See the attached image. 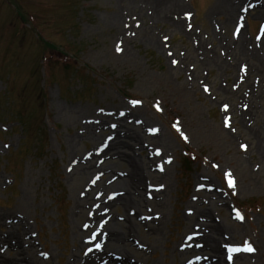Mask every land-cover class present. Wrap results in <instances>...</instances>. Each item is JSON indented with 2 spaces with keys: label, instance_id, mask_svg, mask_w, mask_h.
I'll return each instance as SVG.
<instances>
[{
  "label": "rangeland",
  "instance_id": "1",
  "mask_svg": "<svg viewBox=\"0 0 264 264\" xmlns=\"http://www.w3.org/2000/svg\"><path fill=\"white\" fill-rule=\"evenodd\" d=\"M133 1L0 0V215H25L39 259L68 264L74 254L85 256L89 247L73 240V194L83 199L100 175L80 181L74 155L89 160L90 152L108 145L107 135L117 130L116 120L105 121V130L95 129L93 140L84 133L86 121L92 125L98 116L115 112L122 118L131 112L126 123L132 117L151 120L143 135L152 137L147 130L155 125L165 144L152 152L164 167L155 172L164 178L156 187L166 220L158 237L147 238L144 227L136 232L152 246L144 263L191 260L193 256L184 263L173 259L172 251L193 232L184 218L195 214V205L205 208V185L212 184L226 203L213 208L217 222L238 231L229 245L250 244L254 253L256 248L261 252L256 264H264V166L240 134L239 117L249 106L237 98L224 99V90L235 93L247 85L239 70L245 72L247 66L237 62L236 70L220 72L204 61L215 49L224 56L216 35L223 19L209 14L218 0H184L178 13H168L159 23L152 21L151 5L133 6ZM256 10L252 0L241 6L248 18L226 29L230 39L242 30L245 38L259 40L264 21L253 19ZM179 17L193 38L172 27L170 20ZM260 127L264 131V123ZM148 155L147 149L136 151L142 162ZM102 160L98 157V164ZM152 187L147 185L145 199L154 202ZM101 196L95 194L98 201ZM115 212L121 222L125 212ZM147 215L141 221L150 224L152 215ZM77 224L84 231L89 226L85 220ZM104 224L98 221V226ZM0 250L7 259L16 257L7 246Z\"/></svg>",
  "mask_w": 264,
  "mask_h": 264
},
{
  "label": "bare ground",
  "instance_id": "2",
  "mask_svg": "<svg viewBox=\"0 0 264 264\" xmlns=\"http://www.w3.org/2000/svg\"><path fill=\"white\" fill-rule=\"evenodd\" d=\"M248 1L250 0H218L210 10L211 17L223 19L220 31L216 35L219 40V48L223 50L224 56H219L215 49L211 53L208 51L211 58L206 57L204 61L206 67H216L220 72L236 70L237 62L247 66L245 72L240 69L241 66L239 67L240 73L244 75L247 81V85L245 87L239 86L235 93L224 90V99L232 101L237 98V101L249 106V112L241 113L239 117L241 122L240 134L250 142L252 154L259 156L262 161L260 166H264V131L260 127L264 123V107L262 106L264 101V28L258 41L245 38L242 30L236 38L230 39L228 30H226L232 24L237 26L242 23L244 18L245 20L248 18L240 12L241 6ZM183 2L184 0H134L132 5H151L153 10L152 21L159 23L167 20L168 13L173 11L178 13L179 9L183 7ZM252 2H254L257 9L255 14L252 15L253 19L264 21V0H252ZM170 21L176 31L186 33L184 31L185 19L179 17L175 21ZM246 23L249 26L248 21ZM223 31L224 34H222ZM191 33L186 34L188 37L193 38L194 35L192 36ZM204 44V41H200L201 47ZM153 45L162 50L160 43L153 41ZM186 60L188 61V59ZM182 64H185L184 60H182ZM254 77L258 79H254ZM235 104L232 109L237 111L238 105ZM130 113L125 115H130ZM125 117L120 118L114 112L111 117L98 116L95 121L93 120L92 125H88L87 121L85 123L84 133L92 135L94 140L95 129L102 127L105 130L104 124L107 123L105 121L116 120L118 122L117 130L107 135L106 144L108 145L100 152H98L99 147L96 151L90 152L89 160H86L85 156L74 155L75 160L78 162V166L74 170L76 174H74H78L80 181L84 179V182H86L92 174H99L100 179L88 193L84 194L83 199L78 198V195L75 197V194H73L75 203L73 240L75 243L78 242L80 246L84 241L83 243L86 244V247H89V251L85 256L74 254V258L68 264H145L144 262L148 260L147 255L153 252L152 246L145 244L142 237L137 236L136 232L144 227L149 235L147 238L158 237L162 233V227L166 220L165 202L156 184L161 183L164 178L163 175L155 172V169L163 171L164 167L159 164L162 158L155 157L152 150L155 146L165 145L161 143L164 135L161 132L159 133L155 125L151 124L153 129L147 131H153L154 135L147 138L143 135L142 129L146 128L151 120L145 117H142V119L132 117L128 120V124L124 120ZM128 125L133 127H128ZM118 129L120 130L118 131ZM121 138L130 140L132 144L130 146L124 145ZM165 148L168 149L167 146ZM143 149L149 151V161L146 159L147 162H142L136 157V151ZM167 155L168 153L164 152L163 159ZM98 157L103 158L100 164L97 162ZM117 165L126 168L118 170L116 169ZM198 180L210 181L206 177H200ZM147 185L153 186L150 189L154 192V202L145 199L147 194H150L146 191ZM213 187L212 184L205 185L206 191L203 194L206 200L202 203L205 208L200 209V205H195V214L192 217L184 218L187 222L186 229L193 231L190 233L193 236V241L190 244L182 241L181 247L185 250H182L180 245H176L172 251V258H180L181 262L184 263L186 257L193 256L196 258L194 264H198V260L201 264H256L257 258L261 255L257 248L255 253L253 252L254 255L238 256L231 263L234 256L229 252L228 245L238 231L233 227L228 228L217 222L213 208L218 205L225 206L226 203L222 201L223 198L217 194ZM97 192L102 194L99 201L95 198ZM109 192L116 194L115 199L108 197ZM117 208H121L125 212L121 222H118L117 219L115 212ZM90 213H93L92 217ZM147 213L152 215V217L147 215L152 219L150 224L141 221V218ZM82 220L89 224L86 231L81 230L80 226L78 227L77 223ZM99 220L105 222L103 227L98 226ZM28 227V221L23 214L11 212L0 215V248L7 246L8 250L15 251L16 254V257L7 259L0 253V264H51L48 260L39 259L33 236L30 234ZM4 228L6 231L2 233L1 229ZM85 239L88 240L87 243ZM141 245H143V248L140 251L139 247ZM240 257L242 259L239 262L237 258ZM153 264L163 263L155 261ZM187 264H190L189 261Z\"/></svg>",
  "mask_w": 264,
  "mask_h": 264
},
{
  "label": "snow or ice",
  "instance_id": "3",
  "mask_svg": "<svg viewBox=\"0 0 264 264\" xmlns=\"http://www.w3.org/2000/svg\"><path fill=\"white\" fill-rule=\"evenodd\" d=\"M134 103H138V102H134ZM185 139H187V138L185 137ZM244 147H245V149L247 148L246 145H245ZM229 177H230V184H231V186L234 187L235 184H234V181L231 179V174H229ZM238 218L243 219V217H242L239 213H238ZM243 250H244V251H248V252H252V251H254V249L251 247L250 244L247 245ZM233 251H236V250L234 249Z\"/></svg>",
  "mask_w": 264,
  "mask_h": 264
},
{
  "label": "trees",
  "instance_id": "4",
  "mask_svg": "<svg viewBox=\"0 0 264 264\" xmlns=\"http://www.w3.org/2000/svg\"><path fill=\"white\" fill-rule=\"evenodd\" d=\"M46 46L47 47H49V48H54L52 45H50V44H46ZM186 163H189V161H187Z\"/></svg>",
  "mask_w": 264,
  "mask_h": 264
}]
</instances>
